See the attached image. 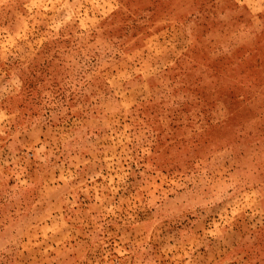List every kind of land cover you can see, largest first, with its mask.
Returning a JSON list of instances; mask_svg holds the SVG:
<instances>
[{
	"label": "rangeland",
	"instance_id": "374dc122",
	"mask_svg": "<svg viewBox=\"0 0 264 264\" xmlns=\"http://www.w3.org/2000/svg\"><path fill=\"white\" fill-rule=\"evenodd\" d=\"M0 264H264V0H0Z\"/></svg>",
	"mask_w": 264,
	"mask_h": 264
}]
</instances>
